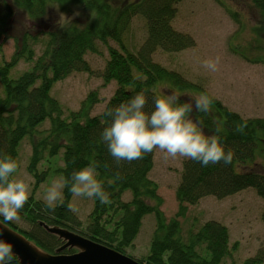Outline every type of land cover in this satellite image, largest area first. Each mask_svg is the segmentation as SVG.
I'll return each instance as SVG.
<instances>
[{"label": "trees", "instance_id": "1", "mask_svg": "<svg viewBox=\"0 0 264 264\" xmlns=\"http://www.w3.org/2000/svg\"><path fill=\"white\" fill-rule=\"evenodd\" d=\"M49 1L62 5L75 2L85 10L87 6L95 8L91 9L95 11V19L79 29L72 24L58 30L47 28L44 34L47 33L48 40H45L42 54L31 62L28 60L38 38L26 33L23 38L13 39L15 52L9 62L0 65V84L4 92L0 95V158L10 154L19 162L21 142L25 138L30 139L36 134V129L42 127L41 133L46 134L44 140L31 146L32 154L26 164L36 184L46 181L53 172H59L60 177L71 181L74 171L98 162L97 179L104 182L110 203L101 204L91 198L93 209L88 218L81 221L70 210L72 194L64 188L63 201L58 202L55 212H45L44 202L29 198L20 213L21 221L26 222L28 229L13 221L6 222L3 217L0 219L47 253H53L59 247V242L45 233L39 222L78 233L129 256L125 249L137 238L143 219L149 214L154 216L155 229L145 259H135L140 264L221 263L229 254V231L223 224L214 220L206 221L194 231L191 228L183 237L181 220L176 217L166 220L160 212L161 199L157 185L149 178L156 150L145 154L143 159L117 164L101 141L103 128L111 122V118L104 115L106 110L127 102L143 88L151 89L144 109L149 113L154 108L155 98L164 96L157 91V85L166 84V90L183 93L181 102L201 93L207 94L200 84L153 60L157 51L177 53L193 44L190 35L179 31L172 24L181 0H135L126 3L121 12L111 6L99 10L98 7H103L105 0H0V40L6 39L7 26L17 12H24L31 20L43 22L41 16ZM248 1L264 14V0ZM134 16L142 18L145 27L144 37L138 46L131 44L128 35L130 18ZM104 37L114 39L119 46L118 52L110 51V60L102 73L105 81L116 82V89L100 113L92 114L99 99L91 92L80 103L77 111H70L68 117L64 118L60 102L52 95L54 84L74 72L89 73L84 54L94 50L95 41L104 40ZM22 60L33 62V67L11 78V72ZM212 101L207 114L193 109L191 119H203L205 134L219 135L225 151H233V161L228 165L221 161L207 167L187 158L182 161L175 192L176 200L181 204L178 207L180 217L185 213L182 205H195L206 197L223 199L248 188H253L264 201V119H243L220 102ZM102 120L106 121L104 125L101 124ZM45 123L47 127H43ZM237 123L247 124L243 134L235 131ZM44 150H47L46 165L40 163ZM60 153L63 164L59 168L53 166L52 161ZM117 173L120 179H116ZM71 183L74 181L68 187H71ZM125 193L131 195L129 202L121 200ZM105 211L110 212L105 226L113 222L112 230L102 226L101 215ZM71 253L65 251V254ZM262 257L257 255L244 264H261ZM12 264L19 263L14 260Z\"/></svg>", "mask_w": 264, "mask_h": 264}, {"label": "rangeland", "instance_id": "2", "mask_svg": "<svg viewBox=\"0 0 264 264\" xmlns=\"http://www.w3.org/2000/svg\"><path fill=\"white\" fill-rule=\"evenodd\" d=\"M134 1L105 0L103 7L100 5L98 8L105 10L107 6H111L121 12L125 9L126 3ZM91 9L95 8L87 6L85 10L75 2L62 5L49 1L41 16L43 22L31 20L24 12H17L7 26L6 39L0 40V65L11 60L15 52L14 38H20L26 33L38 38L32 48L34 52L28 60L35 61L42 54L45 40H48L47 33L44 34L47 28L58 30L72 24L79 29L86 25V22L95 19V11ZM172 24L179 31L190 35L193 44L177 53L157 51L153 55V60L169 70L182 74L193 83L200 84L212 99L220 102L229 111L239 114L243 119H264V14L254 8L248 0H181ZM128 30L129 41L138 46L145 33L143 19L138 16L130 18ZM113 50L117 52L119 50L114 39L106 37L104 40L95 41V49L84 54L90 72H74L54 84L52 95L60 102L64 118L68 117L70 111H77L80 103L91 92L99 99L92 114L102 111L117 86L115 81H105L102 78L103 70L110 60V51ZM217 57L219 63L216 71L203 66V61L216 60ZM32 67L33 62L22 60L11 72L10 77H18ZM156 89L160 94L175 93L179 97L183 96V93L178 91L166 90V84L157 85ZM3 93L0 84V95ZM43 127H47V123ZM41 128H37L36 134L30 139L25 138L21 142L19 168L13 178L24 179L31 186L30 197L35 201L44 202L47 189L61 177L59 172H53L46 181L36 184L33 174L28 172L26 164L32 154L31 146L44 140L46 135L41 133ZM46 156L47 150H44L40 161L42 165L47 164ZM184 159L179 156L166 158L165 153L158 149L155 151L149 178L157 185V193L161 199L159 210L164 218L180 219L183 237L191 228L194 231L206 221H217L229 231V254L219 264H244L257 255L263 256L261 264H264L262 220L264 201L253 188L244 189L223 199L206 197L195 205H182L185 213L181 217L178 216L180 214L178 207L181 204L177 202L175 192ZM52 164L62 167V153L53 157ZM130 199L129 193L121 197L123 202H129ZM70 206L81 221H85L93 209L91 198L83 196L72 195ZM109 215V211L101 215L102 226H105ZM13 222L20 227H27L24 221ZM154 224L153 215L148 214L144 217L137 238L125 249L126 254L137 260L145 259L155 229ZM113 226L114 223L110 222L105 227L112 230ZM57 246L60 247L61 242ZM61 254L71 255L65 254V251Z\"/></svg>", "mask_w": 264, "mask_h": 264}, {"label": "clouds", "instance_id": "3", "mask_svg": "<svg viewBox=\"0 0 264 264\" xmlns=\"http://www.w3.org/2000/svg\"><path fill=\"white\" fill-rule=\"evenodd\" d=\"M219 57L216 60H205L203 66L212 71L217 70ZM151 89L143 88L127 102H121L104 113L111 122L103 128L101 141L107 146L110 155L117 164L121 161L132 162L143 159L145 154L158 149L165 153L166 158L184 157L196 161L201 166L217 164L225 165L233 161V151H225L221 137L204 132L203 119L193 120V109L198 113L207 114L212 105V98L205 93L181 102L175 93L157 96L154 108L146 112L147 94ZM105 120L101 121L104 125ZM246 123H237L235 131L243 134ZM219 131V130H217ZM98 162H93L69 178L61 177L47 189L44 197V211L55 212L58 202L63 201V191L67 188L74 197H88L98 200L101 204L110 203L109 193L105 191L104 182L98 180ZM105 167H107L105 165ZM19 168L18 162L10 154L0 158V217L6 222L20 221V213L28 203L32 194L31 186L24 179H15L13 174ZM116 179H120L117 173ZM75 211L74 209H71ZM0 233V237H2ZM13 245L0 238V264H12L17 259Z\"/></svg>", "mask_w": 264, "mask_h": 264}, {"label": "water", "instance_id": "4", "mask_svg": "<svg viewBox=\"0 0 264 264\" xmlns=\"http://www.w3.org/2000/svg\"><path fill=\"white\" fill-rule=\"evenodd\" d=\"M39 226L56 238L61 246L53 254L40 249L23 234L14 230L0 219V233L3 240L11 243L19 264H140L135 259L122 255L113 249L98 244L78 233L59 227H49L43 222ZM74 251L71 255L63 251Z\"/></svg>", "mask_w": 264, "mask_h": 264}]
</instances>
